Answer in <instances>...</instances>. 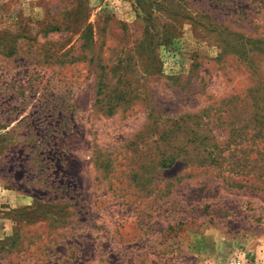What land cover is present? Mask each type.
Returning <instances> with one entry per match:
<instances>
[{"label": "rangeland", "instance_id": "1", "mask_svg": "<svg viewBox=\"0 0 264 264\" xmlns=\"http://www.w3.org/2000/svg\"><path fill=\"white\" fill-rule=\"evenodd\" d=\"M0 264H264V0H0Z\"/></svg>", "mask_w": 264, "mask_h": 264}, {"label": "trees", "instance_id": "2", "mask_svg": "<svg viewBox=\"0 0 264 264\" xmlns=\"http://www.w3.org/2000/svg\"><path fill=\"white\" fill-rule=\"evenodd\" d=\"M258 133H261L260 131H258Z\"/></svg>", "mask_w": 264, "mask_h": 264}]
</instances>
